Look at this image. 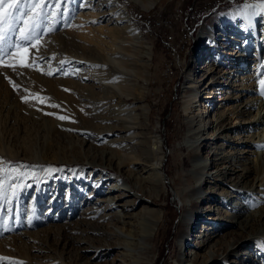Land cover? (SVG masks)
<instances>
[{"label":"rangeland","instance_id":"374dc122","mask_svg":"<svg viewBox=\"0 0 264 264\" xmlns=\"http://www.w3.org/2000/svg\"><path fill=\"white\" fill-rule=\"evenodd\" d=\"M115 1L40 0L45 5L43 14L49 18L40 22L39 37L26 47L22 42L21 47L8 48L2 54L0 185L8 198L0 199V264H119L118 248L105 250L113 241L106 238L113 221L102 219L96 200L106 196L115 177H126L124 164L138 156L129 153L130 148L145 152L135 157L138 163L134 165L148 179L140 187V196L130 197L137 199L130 213L145 211L147 217L157 220L152 246L146 252L150 264H179L180 253L193 247L197 231L206 222L191 227L187 233L190 243L181 248L182 215L202 212L207 197L216 199L212 207L221 209L224 219L208 233L230 232L227 239L247 240L229 264H264V225L255 223L244 230L226 218L233 204L239 205L244 216L250 212L264 216V182L259 185L257 181L264 180V166L249 164L254 156L243 154L245 159L237 168V189L228 186L229 178L221 176L215 181L210 173L193 195L199 186L191 173L195 153L186 144L188 129L195 128L189 119L200 124L206 111L199 105V97L187 102L189 94L204 92L208 79L217 90L211 99L216 101L221 89L235 88L237 92L243 80L240 76L251 74L259 86L245 91L240 103L259 95L264 107V8L260 0H223L220 7L206 11L209 15H203V25L194 35L195 46L188 53L191 44L179 39L181 25L175 10L187 14L204 1ZM150 1V7L142 6ZM18 2L26 13L41 12L31 7L37 0ZM169 18L180 41L176 48L165 47V36H171L167 34ZM28 19L25 16L14 24L5 44L17 42L19 29ZM157 20L164 25L156 29ZM127 25L137 30L136 38L126 32ZM240 25L244 29L236 34L229 31ZM0 27L6 29L7 24ZM173 35L176 37L175 31ZM230 51L236 53L225 55ZM235 92L221 95L232 97L214 103L217 115L236 104ZM256 111L252 109L251 115ZM130 123L132 127L126 128ZM233 123L227 120L228 125ZM247 130L256 131V126ZM228 134L247 139L246 133L235 130ZM158 136L160 147L153 149ZM202 137L199 158L208 157L209 146L223 143L228 150L221 137L215 141L208 140V134ZM230 147L233 152L255 149L248 143L234 142ZM212 149L220 154L218 148ZM162 150L161 169L147 170ZM144 164L148 166L144 168ZM244 168L248 171L242 173ZM209 171L211 166L206 168ZM98 179L101 184L96 187ZM89 243L103 245L94 253ZM218 262L215 264H227Z\"/></svg>","mask_w":264,"mask_h":264},{"label":"bare ground","instance_id":"6f19581e","mask_svg":"<svg viewBox=\"0 0 264 264\" xmlns=\"http://www.w3.org/2000/svg\"><path fill=\"white\" fill-rule=\"evenodd\" d=\"M114 2L116 1L114 0ZM152 4L153 2L150 1L149 3H142V6L150 7ZM212 7L218 6H211V8L206 11L211 10ZM175 11V16L178 18L181 25L179 39L181 41L184 38L189 45L191 44V49H186V52L188 53L189 50H193L196 41L195 39L189 41L187 39L186 17L181 12L182 9L178 8ZM206 11L199 17L198 23L195 25L194 28V35L195 33L197 34L199 32V29L202 27L205 19V16L203 15L206 13ZM206 15L208 16L209 13L207 12ZM120 20H125V18H120ZM169 22H171V24L168 28V31L172 32L173 34L176 25L173 26L172 18H169ZM125 28L126 32H128L130 35L132 34V37L136 38L138 36L137 30L131 28L130 25H127V27L125 26ZM240 28L244 29V26L240 25L238 27H233L230 28L229 31L232 32V30H234L233 33H237ZM173 38H175L174 35ZM229 38L230 37H228L227 39ZM235 53L236 52L230 51L225 55L229 56ZM210 73L211 72H209L208 74ZM241 76L239 79H243L240 83L242 85L241 88L237 89V92H235V88L230 90H220L218 99L216 100L217 102L219 100H226L231 96L227 95L226 97L224 96L222 98L221 95H225V93L231 94L233 92H235V97L233 99L236 102V104L233 105L231 108H225V111L223 110L221 114H216L215 111L217 106L214 104L216 101L211 100L214 98L215 93H217L215 92L217 90H214L211 87L213 84L212 79H208L207 85L203 87L202 90L204 92L200 90L199 93L191 92L189 94L190 99L187 100V102H189L191 99L199 97V105L205 106L206 109L205 112H202V115L204 116V120L202 121V123L194 125L195 120L193 118L189 119L190 125L192 127L195 126V128H189L187 131L188 138L186 140V144L190 146L191 150L195 153L191 173L196 179L197 185H199L196 189H194L193 195H195L199 188L202 186V184L205 183V181L208 179V176H210V173V179H213L215 181L221 176L229 178L228 186L232 189H237L240 183L239 176L237 175V168L239 165L238 163L245 159L243 157V154L251 153L254 156V158L252 159L253 162H250L249 164L254 163L256 167L264 166V107L262 105L263 102L261 103L260 99L258 98V95V97H249L245 100V102L240 103L242 102L241 100L243 99L245 91L251 90V88H254L255 86L258 87L259 85L255 84L252 81L251 74L247 73V75L243 74V76ZM254 108H257V111L255 115H251L252 109ZM229 119L230 121L234 120V123L232 125L227 124V120ZM254 126H256V131H254L255 129L253 131L251 130ZM125 127L131 128L132 124L130 123ZM247 129H250L251 131H248ZM233 130H235L237 134L245 135L246 133L247 139H243V137L240 135L236 138H231L228 132ZM224 131V135H221ZM203 134H208V140L210 141H215L217 138V140H219V137H221L222 140H226V147L228 148V150L224 148L223 143L213 146L214 148H218L217 150H220V155L219 153H217L216 150L212 149V146H209V150L207 151L208 157L199 158L198 146L205 140V137H202ZM130 137L133 138L136 137V135ZM133 140H136V138H133L132 141ZM161 141V138L158 136L156 141L157 145H154L153 149H158L160 147ZM234 142L236 144L248 143L249 147L254 144L255 149L252 152H249L251 150H248L246 148H239L238 150L233 152L230 146L231 144H234ZM139 144L140 142L137 145ZM133 151L136 152L138 156H143L145 154V152L140 153L139 150H134L133 148H130L128 150L129 153ZM164 155V151L162 150V155L158 157L154 162H152L149 166L144 164V168L148 166L146 167L148 168L147 170H160V167H162L164 163ZM135 157H130V160L127 161L123 166L124 171H126V177H115L112 181V186L106 193V196H104V198H97L96 200V202L100 204V208H98V210L97 208L95 209L101 212L102 219L113 221V223L109 224V229L106 232V238L113 239V241L112 243H107L105 245V247H107L105 250L110 252L113 249L118 248L117 251L120 255L119 264H140L142 263L141 260H144L145 264H150L147 258V255L149 253L146 252H149L152 246V239L157 230V220H154L151 217H147L145 211H141L138 214L130 213V211L136 205L137 201V199H130V197L133 196L135 198H138L140 196L141 185L147 183L148 181L147 176H144L143 173L138 174L136 172V167L134 163L138 162H135ZM208 166H211V171L206 173V168ZM144 168L142 169V171H147ZM212 169L214 171H212ZM247 171V168L242 169V173ZM159 172L161 175L163 174L161 171H158V173ZM257 181L259 185L264 182V180L262 181L260 180V178H258ZM99 184H101V180L98 179V181L94 183V186L97 187ZM209 191L211 194L214 191L213 187H210ZM89 195L91 196L93 194L89 193ZM205 199L206 203L202 212L196 210L190 211L187 214L182 215V225L184 226V230L181 231L178 240V245L181 248L190 243L187 233H189L191 227L194 226L196 222L202 220H205L206 222L202 223L200 229L197 231L194 237V242L192 243L193 247L188 249L187 252L180 253L179 264H215L217 261L224 262L227 264L234 263L233 256H235L237 250L239 249V245H241V243L246 242L247 240L235 237H230L227 239L228 233L230 232H227L224 235H220L221 233L216 235L208 233L209 230H213L214 226L216 224L221 223V221L224 219L220 217L222 213L220 211L221 209L217 208L215 210V208L213 209L212 207L211 202H216V199L209 197ZM220 201L221 203H226L224 200H219L218 202ZM195 203H199V201L195 200ZM231 210V213H229V215L226 217L228 219V222L235 225L237 224V226L241 229L248 230L249 228H252L255 223H257L258 225H264V216L261 213L250 212V214L244 216L243 210L239 207L238 204H233ZM240 218H242V220H239ZM246 237H248V240L252 242V238H250L249 236ZM82 241L86 242L85 240ZM102 245H93L89 243L88 247L92 252L95 253L98 251V249L102 247Z\"/></svg>","mask_w":264,"mask_h":264},{"label":"snow or ice","instance_id":"6c2138e0","mask_svg":"<svg viewBox=\"0 0 264 264\" xmlns=\"http://www.w3.org/2000/svg\"><path fill=\"white\" fill-rule=\"evenodd\" d=\"M261 7L264 8V0H260ZM60 5L57 4L56 7ZM34 9H41V12L36 13H26L21 9L20 2L18 0H0V25L7 24V28L0 27V59L3 58L2 54L5 53L8 48H19L22 46H28L32 41L36 40L40 33L38 29L40 28V22L49 17L43 14V9L45 5L37 0V3L31 6ZM53 16L55 14H52ZM28 16L29 19L24 21V26L19 29L18 40L14 44H5V41L8 40V33L14 31V24L21 21L23 17ZM54 30V29H50ZM34 46V45H33ZM63 64V62H61ZM27 66V65H25ZM9 67H13L9 65ZM15 71V68L13 67ZM264 94V91H262ZM22 100L27 103V98L22 97ZM56 107L55 105H52ZM59 119H65V117L60 116ZM10 189L12 185L10 184ZM12 196L15 197L16 193L12 192ZM7 194L4 192L2 185H0V199L7 200Z\"/></svg>","mask_w":264,"mask_h":264},{"label":"built area","instance_id":"2783aa9c","mask_svg":"<svg viewBox=\"0 0 264 264\" xmlns=\"http://www.w3.org/2000/svg\"><path fill=\"white\" fill-rule=\"evenodd\" d=\"M202 1H204L203 5H201V6L198 5L196 7H193V9H191L187 14L184 12V10L181 11L186 17V32H187L188 41L189 40H194V28H195V25L198 23V19L201 16V14H203L206 10L210 9L211 6L220 7L221 6L220 3L223 0H202ZM206 3H208L209 6L205 5ZM161 25H164V22H163V24H161L160 21L157 20V21L154 22L153 26H155L156 28H160ZM173 26H175V25H173ZM175 33H176V28H175ZM167 34H170L171 36H165V37H168V41L165 43V47L171 45V46H173V48H176V46H178V44H179V40L176 37L173 38L172 32L168 31ZM164 41H165V39H163V42H162V45H161L162 47L164 45ZM173 51H174V55L172 57H174V59H176V55L175 54H177V51L175 49H173Z\"/></svg>","mask_w":264,"mask_h":264}]
</instances>
